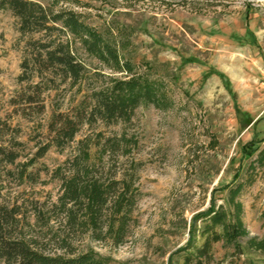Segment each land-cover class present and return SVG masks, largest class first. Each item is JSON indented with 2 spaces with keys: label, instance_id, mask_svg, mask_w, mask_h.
<instances>
[{
  "label": "rangeland",
  "instance_id": "obj_1",
  "mask_svg": "<svg viewBox=\"0 0 264 264\" xmlns=\"http://www.w3.org/2000/svg\"><path fill=\"white\" fill-rule=\"evenodd\" d=\"M35 1L55 12L81 14L100 32L111 31L137 73L149 71L164 81L171 105L139 106L125 123H85L74 142L64 149L53 146L36 159L49 142L53 111L72 110L81 98L79 85L47 91L41 115L14 114L10 100L23 86L19 76L30 36L22 37L18 19L0 10V116L10 127H4L0 143L13 138L22 144L15 147L20 158L7 165L12 173L0 177V203L19 206L17 234L48 254L93 252L110 264H184L185 253L178 250L195 217L213 202L223 203L227 188L241 183L249 235L240 240L241 253L215 244L212 264H264V251L248 243L264 238V169L252 170L247 157L256 144L264 145V0ZM79 56L90 75L125 77L82 49ZM105 138L114 147L103 154L94 144ZM81 140L94 146L99 174L137 175L142 192L137 223L122 245L96 241L67 224L59 201L62 178L70 174L67 162L79 154Z\"/></svg>",
  "mask_w": 264,
  "mask_h": 264
},
{
  "label": "trees",
  "instance_id": "obj_2",
  "mask_svg": "<svg viewBox=\"0 0 264 264\" xmlns=\"http://www.w3.org/2000/svg\"><path fill=\"white\" fill-rule=\"evenodd\" d=\"M0 10H8L18 19L22 37L30 36L25 43L23 73L19 76L23 86L10 100L14 114L25 119L41 115L46 110L44 96L47 91L57 90L64 84L79 85L81 98L72 110L53 111L47 126L49 142L39 149L36 159L42 158L53 146L64 149L74 142L85 123H125L131 120L139 106L170 107L164 81L154 78L149 71L137 73L134 63L123 53L124 44L115 39L111 31L100 32L81 14L55 12L35 0H0ZM79 49L125 77L100 72L90 75L89 67L79 56ZM90 80L94 81L93 85L84 88ZM0 125V141H3L4 127H10L1 116ZM7 141L0 143V177L4 172L11 174L7 165H14L20 158L15 147L22 144L13 138ZM112 141L105 138L103 143L94 145H101L105 154L112 151ZM87 142L81 140L79 154L67 162L72 168L70 174L62 178L61 207L72 228H80L96 241L110 240L114 245H122L137 223L134 213L142 195L137 175L133 170L123 172L120 177L99 174L94 146ZM249 144L253 145L254 140ZM247 157L253 159L252 170L264 169V145L256 144ZM99 160L103 161V157ZM242 189L241 183L229 186L223 203L213 202L207 211L195 217L186 245L178 250V253H185L184 264H212L214 245L219 242L241 253L240 240L249 235L239 199ZM22 216L19 206L0 203V264H110L93 252L65 256L40 250L34 242L17 234ZM248 243L251 248L264 251V238H252Z\"/></svg>",
  "mask_w": 264,
  "mask_h": 264
}]
</instances>
